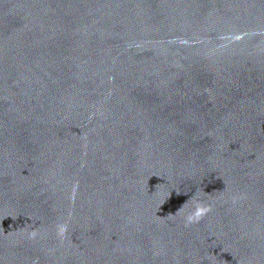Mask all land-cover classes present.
Segmentation results:
<instances>
[{"label":"water","instance_id":"obj_1","mask_svg":"<svg viewBox=\"0 0 264 264\" xmlns=\"http://www.w3.org/2000/svg\"><path fill=\"white\" fill-rule=\"evenodd\" d=\"M0 264H264V0H0Z\"/></svg>","mask_w":264,"mask_h":264},{"label":"clouds","instance_id":"obj_2","mask_svg":"<svg viewBox=\"0 0 264 264\" xmlns=\"http://www.w3.org/2000/svg\"><path fill=\"white\" fill-rule=\"evenodd\" d=\"M197 215H199V213H197Z\"/></svg>","mask_w":264,"mask_h":264}]
</instances>
